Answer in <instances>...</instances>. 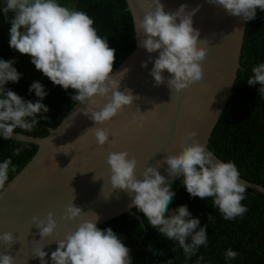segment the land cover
<instances>
[{
	"label": "clouds",
	"instance_id": "clouds-1",
	"mask_svg": "<svg viewBox=\"0 0 264 264\" xmlns=\"http://www.w3.org/2000/svg\"><path fill=\"white\" fill-rule=\"evenodd\" d=\"M137 2L145 12L143 19L137 18L132 0H128V11L134 21V31L138 33L143 30L144 33L145 38L139 40V46L148 53L159 52L150 72L155 83H165V70L170 74L167 83L176 92L202 81V62L209 49L206 46L208 41L199 40V29L193 26V16L199 10V5L189 10L187 4H182L175 11H166L161 0ZM212 2L222 6L230 15L242 16L245 21L253 20L257 9L264 12V0ZM0 7L5 20L11 24L10 47L21 54L30 55L36 69L54 85L62 86L65 90L74 89L76 94L72 100L86 105L84 114L95 125L111 121L137 99L132 89L121 91V80L128 70L113 74L116 50L109 46L108 39L98 34L93 18L85 11L62 4L60 0H0ZM148 62H143L142 66L146 68ZM15 63V60L0 59V135L9 141L13 140L17 128L24 133L33 132L39 124L38 116L49 111L42 102L48 93L41 82L35 81L30 86V92L34 91L40 98L35 102L26 101L15 91L5 89L9 81L19 82L21 78L22 74L14 67ZM251 72L248 84L259 82V92L264 95V63L254 65ZM40 118L48 119L47 116ZM147 120V115L136 117L141 127ZM87 131L92 133L99 147L107 144L113 135L110 129L103 127L94 126ZM197 136V131H187L178 140L180 151L169 152L164 156L168 177L179 174L192 197L212 198L213 206L219 209L225 220L243 217L248 211L242 203L246 198L248 183L240 179L241 174L235 162L215 159L214 153L196 139ZM15 141L23 145L13 149V155L19 156L29 140L21 134ZM111 142L115 145L118 141L113 139ZM129 155L127 151H112L108 154L106 162L110 167L113 189L133 195L130 206L142 212L148 224L163 237L178 242L185 258L190 260L201 246L206 247L208 244L207 225L197 230L200 220L192 217L186 204L166 215L175 197L170 180L161 174L156 165L146 167L143 178L138 177V161L135 157L129 158ZM10 172L15 173L16 167L12 158L7 157L0 162V200L4 199L10 184ZM84 214L83 209L73 201L65 206L62 219L75 221L76 227L66 230L62 238L55 240L58 247L51 253V264H133L130 248L113 229L100 228L97 223L99 215L95 212L89 219H79ZM209 222H213L211 214ZM32 223L39 229L41 239L54 234L60 236L57 232L58 222L52 211L43 218L40 215L33 216ZM19 239L12 232L0 233V244L9 249ZM160 254L163 255V252ZM224 255L225 260L231 261L239 253L229 248ZM33 256L40 260V264H49L44 246L34 248ZM200 260H203V256ZM0 264H15V257L9 252H0ZM167 264H172V260Z\"/></svg>",
	"mask_w": 264,
	"mask_h": 264
},
{
	"label": "water",
	"instance_id": "water-1",
	"mask_svg": "<svg viewBox=\"0 0 264 264\" xmlns=\"http://www.w3.org/2000/svg\"><path fill=\"white\" fill-rule=\"evenodd\" d=\"M161 2L166 11H175L182 4H187L189 10L199 5L193 16V26L199 29L198 39L208 41L209 50L202 62L204 79L176 92L169 87L170 74L165 70V83L157 85L150 72L159 52L148 53L139 46V40L145 38L144 33L143 30L134 31V49L113 70L114 75L128 70L121 80V91L132 89L137 97L132 105L126 106L111 121L95 125L84 114L86 105L75 102L58 125L49 128L44 136L14 132L13 139L23 134L29 142L37 144L36 152L11 178L5 197L0 200V233L12 232L20 238L10 249L0 244V252H9L15 257V264H40L33 256V249L40 246H44L48 253L46 259L51 263V253L58 247L55 240L62 238L66 230L76 227L75 221L62 219L65 206L72 201L85 212L79 219H89L95 212L99 215L98 225L123 213L135 214L141 219L134 211L135 206H130L134 196L112 187L111 171L106 162L110 152L127 151L129 158L135 157L138 177L143 178L146 167L156 165L172 183L180 175L168 177L163 158L169 152L180 151L178 140L181 136L195 130L196 139L210 150L208 140L233 93L237 70L241 67L239 59L246 21L242 16L230 15L212 0ZM126 4L128 9V0ZM132 6L137 18L143 19L145 12L137 0H132ZM145 61H149L146 68L142 66ZM142 114L148 116L143 127L136 122V117ZM94 126L108 128L113 133L103 147H99L92 133L87 131ZM113 139L118 141L115 145L111 142ZM214 158L221 160L215 154ZM240 179L247 182L249 188L264 193L263 185ZM49 211L55 213L60 236L54 234L41 239L32 217L40 215L43 218Z\"/></svg>",
	"mask_w": 264,
	"mask_h": 264
},
{
	"label": "trees",
	"instance_id": "trees-1",
	"mask_svg": "<svg viewBox=\"0 0 264 264\" xmlns=\"http://www.w3.org/2000/svg\"><path fill=\"white\" fill-rule=\"evenodd\" d=\"M71 1L77 10L85 11L93 18L98 34L108 39L109 46L116 50V67L135 47L133 20L126 8V0ZM3 16L0 7V21ZM4 38L0 40V59L10 60L17 50L10 47L9 34ZM239 61L241 67L237 70L233 93L212 130L208 148L224 162H235L242 178L264 186V95L259 92V82L254 85L247 82L252 75V67L264 63V12L259 9L253 20L246 21ZM20 73L22 75L19 82L9 81L5 89L15 91L26 101L35 102L40 98L34 91L30 92V86L39 81L48 93L42 102L48 106L49 111L38 116L39 124L33 132L24 133L19 128L14 132L44 136L49 128L58 125L65 111L74 105L72 96L76 91L54 85L44 74L39 79H28L23 72ZM40 116H47L48 119ZM22 146L15 139L9 141L0 136V162L11 157L16 167L15 173H9L10 180L37 150V144L28 141L24 151L19 156H14L13 149ZM171 187L175 191V197L169 204L166 215L186 204L192 217L200 220L197 230L207 225L208 244L206 247L201 246L196 255L187 260L178 242L163 237L135 207L134 211L139 213L141 219L135 214L123 213L98 225L102 229H113L130 248L133 264H167L169 260H172V264H197V261L199 264H264L263 192L248 187L246 198L242 201L248 211L243 217L225 220L219 209L213 206L212 198L192 197L182 184L181 176L171 183ZM210 214L213 217L211 224ZM229 248L239 253L231 261L225 260L224 255ZM201 256L203 260H200Z\"/></svg>",
	"mask_w": 264,
	"mask_h": 264
},
{
	"label": "rangeland",
	"instance_id": "rangeland-1",
	"mask_svg": "<svg viewBox=\"0 0 264 264\" xmlns=\"http://www.w3.org/2000/svg\"><path fill=\"white\" fill-rule=\"evenodd\" d=\"M60 2L75 8L74 3L71 0H60ZM9 15L14 14L10 13ZM10 27L11 24L8 23L5 20V16H3L0 21V40H2L7 34H9L10 37ZM10 60L16 61L14 67H16L18 72H23L24 77L28 79H39L43 76V73L37 70L35 65L32 63V58L30 55L21 54L20 52L15 51Z\"/></svg>",
	"mask_w": 264,
	"mask_h": 264
}]
</instances>
